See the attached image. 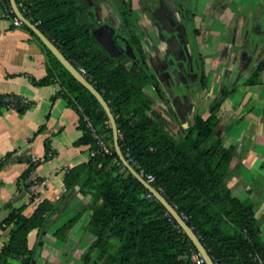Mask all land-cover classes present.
Instances as JSON below:
<instances>
[{
    "label": "trees",
    "instance_id": "16d2710c",
    "mask_svg": "<svg viewBox=\"0 0 264 264\" xmlns=\"http://www.w3.org/2000/svg\"><path fill=\"white\" fill-rule=\"evenodd\" d=\"M16 1L23 15L80 72L85 69V77L112 109L120 145L129 163L138 172L141 167L155 177L151 184L186 220L214 262L264 264V241L257 229L255 206L235 197L228 187L235 149L222 145L217 116L221 99L208 106L207 118L196 112L191 125H184L168 102L163 110L146 92L156 82L139 43L131 40L139 62L126 65L111 58L95 40L87 0ZM5 4L11 8L10 0ZM24 26L46 50V80L59 79L72 90L75 100H80L85 133L77 144H90L97 153L65 178L67 192L79 188L91 197L90 203L53 235L66 243L74 225L90 210L86 231L95 238L98 252L94 259L87 255L84 264L103 260L105 264H196L192 257L199 252L194 243L160 201L147 198L149 191L120 162L112 125L100 102ZM69 102L74 100L69 98ZM85 115L105 136L111 154L100 151L84 122ZM144 178L147 180V175ZM60 216L58 204L50 201H43L30 217L22 208L12 210L1 224L3 229L11 227L12 232L1 250L0 264H34L41 254L42 242L30 249L29 235L37 230L43 241L51 223ZM113 241L118 242L117 247Z\"/></svg>",
    "mask_w": 264,
    "mask_h": 264
},
{
    "label": "crops",
    "instance_id": "0c3cea01",
    "mask_svg": "<svg viewBox=\"0 0 264 264\" xmlns=\"http://www.w3.org/2000/svg\"><path fill=\"white\" fill-rule=\"evenodd\" d=\"M259 1L255 14L241 21L230 14L223 16L216 4L207 6L199 28L208 38L222 41L216 51L214 41L206 46L214 57L207 67L208 87L190 98L180 95L179 107L175 103L173 107L178 120L191 125L196 112L207 118L208 106L221 99L217 116L222 145L235 149L228 187L235 197L255 206L257 229L264 241V1ZM16 19L12 7L0 4V97L17 95L31 101L21 110L0 106V253L12 232L11 227H1L4 211L22 208L30 217L43 201H50L58 204L60 218L69 213L70 221L90 203L91 197L79 188L67 192L65 178L75 167L88 164L95 153L90 144H77L85 133L80 100L59 79L46 80V50L24 25L15 26ZM146 92L157 104H164L154 88L148 86ZM90 214L88 210L74 225L67 245L80 242L75 231L86 230ZM60 218L47 230L51 238ZM48 234L43 237L50 238ZM40 238L33 231L29 248Z\"/></svg>",
    "mask_w": 264,
    "mask_h": 264
},
{
    "label": "flooded vegetation",
    "instance_id": "af4514ba",
    "mask_svg": "<svg viewBox=\"0 0 264 264\" xmlns=\"http://www.w3.org/2000/svg\"><path fill=\"white\" fill-rule=\"evenodd\" d=\"M87 1L92 30L104 25L115 29V41L122 51L120 58L123 59L118 60L119 62L126 65L139 62L138 51L131 40L140 44L147 56V64L155 75L156 83L149 86L163 98L164 104L169 102L174 110V103L179 107L177 97L181 95L183 98H190L194 93L202 94L208 87L206 59L196 47L198 33L194 7L198 4L197 0H144L145 4L139 9L140 16L136 19L132 18L131 8L122 9L125 4L121 0ZM131 1L133 0H127L129 3ZM117 8L120 9L119 12ZM123 11L125 14H121ZM135 26L141 28L137 39L134 36ZM128 43L134 56L126 54ZM170 96L176 100L169 101ZM164 104L157 106L164 110ZM174 112L176 113L175 110Z\"/></svg>",
    "mask_w": 264,
    "mask_h": 264
},
{
    "label": "rangeland",
    "instance_id": "374dc122",
    "mask_svg": "<svg viewBox=\"0 0 264 264\" xmlns=\"http://www.w3.org/2000/svg\"><path fill=\"white\" fill-rule=\"evenodd\" d=\"M124 2L125 6L122 7L123 10L132 9V18L136 19L138 16H140V6L145 4L144 0H133L130 3L127 2V0H121ZM198 4L195 5L194 11L196 12L197 16V37H196V47L202 52L201 54L205 57V64L207 67H210V63L213 60V55L210 54L209 51H206V46L210 44V41H214V50L216 51L218 48L219 43H221L220 38L211 39L208 38L206 33L204 31L200 30V25L204 21H199V19L204 20L205 18V12L208 5L216 4L219 7V10L221 14L224 16L225 14H230L235 16V19L238 21H241L245 16H249L251 14H255V6L257 4V0H197ZM264 1V0H263ZM260 2V1H259ZM119 8V4H117ZM212 7V6H211ZM117 8V11L119 12L120 9ZM135 33V39L139 37L137 34L141 32L140 27L134 28ZM143 36H145V33H141ZM209 52V54H207ZM210 78V77H209ZM70 219L69 213L64 214L60 220H58L57 228L62 227L65 223H67ZM81 231V232H79ZM71 232V231H70ZM75 235L77 234L81 236V240L79 243H67L62 245L59 241H55L53 237L51 238V232L50 236L48 234V231L45 232V234H48L46 236H49L50 238L47 239V237H43V241H40L38 243L42 242V249L41 254L39 258L34 262V264H84V258L87 255H91V259H94L97 255V250L95 249V238L90 235L85 229H81L78 231H75ZM115 246H118L117 241H113ZM60 251H65V253H60ZM106 260H103L101 262H98L97 264H105ZM92 264V263H90Z\"/></svg>",
    "mask_w": 264,
    "mask_h": 264
},
{
    "label": "water",
    "instance_id": "95a60500",
    "mask_svg": "<svg viewBox=\"0 0 264 264\" xmlns=\"http://www.w3.org/2000/svg\"><path fill=\"white\" fill-rule=\"evenodd\" d=\"M11 7L14 14L29 27L44 43V45L54 54V56L62 63V65L73 75V77L80 82L88 91L97 98L102 107L104 108L113 129L114 147L120 162L124 167L151 193L156 200L160 201L167 209L169 214L177 221L180 228L188 235L191 241L196 246L199 254L206 260L207 264H216L212 257L209 255L205 246L201 242L200 238L194 232V230L188 225L186 220L180 215L177 209L167 200V198L158 191L151 183H149L139 172L129 163L124 155L120 141L119 130L116 118L112 112L109 103L105 100L104 96L92 85L88 79L63 55V53L57 48V46L51 41L36 25L29 21L21 12L17 1L10 0ZM115 29L110 25H104L97 29L92 30V36L95 40L105 49L107 53L116 60H123L120 58L122 51L118 48L115 41ZM134 51L130 44H127L126 54L128 56H134ZM10 216L9 211L2 213V221H6Z\"/></svg>",
    "mask_w": 264,
    "mask_h": 264
},
{
    "label": "built area",
    "instance_id": "2783aa9c",
    "mask_svg": "<svg viewBox=\"0 0 264 264\" xmlns=\"http://www.w3.org/2000/svg\"><path fill=\"white\" fill-rule=\"evenodd\" d=\"M0 3L5 4V0H0ZM14 24L17 27L24 25V23L20 19H16ZM81 73L83 75L86 74L85 69H81ZM0 101L2 103V107H4L7 110H21L31 105V101L29 99L22 97V96H17V95H7V96L0 97ZM84 122L86 123L87 128L90 130L93 138L97 142L100 148V151H102L103 153L107 155L111 154V151H112L111 147L107 143L105 136L99 133V128L96 127L91 121V119L86 115L84 116ZM96 154L97 153L95 152L94 155ZM140 170L141 171L139 172V174L143 177L147 175V181L149 183H153L155 181V177L152 174H146L145 170L141 167H140ZM147 198L154 199L155 197L151 193H149L147 195ZM192 260L196 264H207L206 260L200 254H194L192 257Z\"/></svg>",
    "mask_w": 264,
    "mask_h": 264
}]
</instances>
